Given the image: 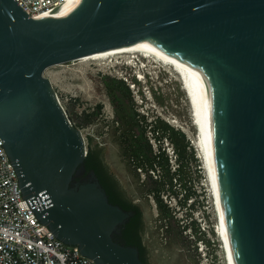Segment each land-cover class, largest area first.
I'll list each match as a JSON object with an SVG mask.
<instances>
[{"label": "water", "instance_id": "1", "mask_svg": "<svg viewBox=\"0 0 264 264\" xmlns=\"http://www.w3.org/2000/svg\"><path fill=\"white\" fill-rule=\"evenodd\" d=\"M61 7L34 18L0 0V136L24 196L44 198L41 221L99 264H144L137 246L115 239L133 212L110 201L94 170L73 183L89 146L45 71L153 42L191 73L235 264H264V0H80L59 15Z\"/></svg>", "mask_w": 264, "mask_h": 264}, {"label": "rangeland", "instance_id": "2", "mask_svg": "<svg viewBox=\"0 0 264 264\" xmlns=\"http://www.w3.org/2000/svg\"><path fill=\"white\" fill-rule=\"evenodd\" d=\"M132 53L84 61L73 59L48 67L45 74L51 79L72 122L82 130L88 146L103 147L113 172L142 206L146 225L144 240L151 250V261L169 264L179 259L182 264H226L223 243L217 232L218 220L211 187L195 142L196 127L192 123L190 103L181 80L166 65ZM137 60L146 66L143 68L150 70L149 84L136 80L132 75L134 68L131 65L141 68ZM120 79L124 81V87H129L131 102L128 107L116 108L109 96L121 99L123 87ZM117 115L122 117L119 118L120 123L116 122ZM122 119L127 125L139 126L142 132H122L120 128L125 125ZM166 124L185 131L193 144L195 160L186 159L188 156L183 158L181 178L198 194L185 203L183 198L180 201L168 196L172 188L167 186L164 200L175 207L169 218L161 214L156 200L148 192L149 177L143 179L144 175L135 169L130 154L132 149L127 146V142L134 138L149 137L156 148L154 137L148 135H152V127L163 128ZM164 146L174 169L177 166L176 152L167 139ZM196 159L202 164L201 170L197 168ZM160 173L168 177L166 168L161 167ZM198 176H201L200 182ZM177 178L181 181L180 176ZM187 219L191 221L190 226L184 227Z\"/></svg>", "mask_w": 264, "mask_h": 264}, {"label": "built area", "instance_id": "3", "mask_svg": "<svg viewBox=\"0 0 264 264\" xmlns=\"http://www.w3.org/2000/svg\"><path fill=\"white\" fill-rule=\"evenodd\" d=\"M67 1L16 0L34 18L52 13ZM43 199L24 196L19 172L0 136V264H99L41 221L37 211Z\"/></svg>", "mask_w": 264, "mask_h": 264}, {"label": "trees", "instance_id": "4", "mask_svg": "<svg viewBox=\"0 0 264 264\" xmlns=\"http://www.w3.org/2000/svg\"><path fill=\"white\" fill-rule=\"evenodd\" d=\"M120 82H122L123 91H128L127 93L129 94V87H124V81L122 79H120ZM152 128V135L148 136L154 137L157 145L156 148L152 146L153 143L150 142L149 137L146 139L134 138L132 141L127 142V146L132 149L130 154H132L131 159L135 163V169H141L142 172H139L144 174L143 179L147 180L149 177L148 192L152 194L156 200L161 214L165 218H169L172 213L175 212V207L164 200L163 194L168 192L167 186H171L172 188V191L169 192L170 194H167L168 196L180 201L183 198L185 203H187V201L192 198L194 194L198 195L195 190H192L190 187L186 186L181 178L183 158L188 156L186 159L191 158L195 160L196 153L192 148L193 144H191V140L185 131L167 124L163 128H160V126ZM165 139L172 143L173 150L176 152L177 166H174V169H172L173 166L170 162L169 153L166 152L167 147L164 146ZM103 157L104 151L102 150V147H100V145L90 144L88 154L84 161L86 170L89 171L93 169L96 172L112 203L118 204L126 210L135 211V215L130 219V221H128V223H126L125 227H123L122 234L116 235L117 238L115 236V239L127 245L137 246L140 250V257L144 264H148V259L145 255L147 246L143 243V234L145 233L146 227L143 208L139 203L134 202L132 197L125 198L123 195L117 194L112 190L113 182H117L122 190L124 189V192L125 186L121 183V181L119 182L116 177H114V180H110L103 175ZM196 165H198L197 168L201 170L200 165L202 164L199 162V160H197ZM161 167L166 168L168 173L167 178L165 175L160 173ZM157 171L158 173H156ZM177 176H180L181 181H179ZM174 180L176 181L175 183ZM198 181H201V176H198ZM177 182L179 185H177ZM191 219L193 220V217ZM187 221L188 223L183 221V223L185 222L184 227L190 226L189 224L191 221H189V219H187Z\"/></svg>", "mask_w": 264, "mask_h": 264}, {"label": "bare ground", "instance_id": "5", "mask_svg": "<svg viewBox=\"0 0 264 264\" xmlns=\"http://www.w3.org/2000/svg\"><path fill=\"white\" fill-rule=\"evenodd\" d=\"M79 1L80 0H68L64 5H62L61 12L59 13V15L67 14ZM124 52H133L132 54L138 53L145 56L146 58H151V60L155 63L164 64L167 67L171 68L176 73V76L178 75V78L181 80L182 87L185 90L187 94V98L190 103L191 112L194 111V113L191 114V118L193 125H195L196 127L195 142L197 143L198 146L197 148L199 150L200 157L202 158V162L204 165L203 167L206 172L207 180L209 186L211 187L213 205L218 220L217 232L221 237V242L223 243L222 245L224 248L226 264H235V260L232 254L229 237L227 233L226 220L222 209V197L220 193L219 181L210 154L206 134L200 116L197 111L196 101L193 92V84L191 80V73L188 69V66L186 65L182 57L174 54L173 52L153 42L150 43L138 42L120 49L102 51L99 53L87 55L76 59L84 61L88 59L106 58L113 56L114 54L124 53ZM134 61L136 62V55H134L133 62ZM195 119L196 122L193 121ZM198 129H200L201 131L199 132V134H198ZM217 210L218 212L220 210L219 214L217 213Z\"/></svg>", "mask_w": 264, "mask_h": 264}, {"label": "flooded vegetation", "instance_id": "6", "mask_svg": "<svg viewBox=\"0 0 264 264\" xmlns=\"http://www.w3.org/2000/svg\"><path fill=\"white\" fill-rule=\"evenodd\" d=\"M120 96H121V99H115L114 97H112L110 95L109 96L110 102H112L113 105L116 108L117 107L120 108V107H123V106L128 107L130 105V102H131L130 95L127 92H124L123 91V93H121ZM98 108H101V107H98ZM116 117H117L116 122L117 123H120L119 122V118H122V117H120L119 115H117ZM122 124H125V120L124 119H122ZM120 129H121L122 132H136V131L137 132H142V129L139 126H135L134 124H131V125L125 124ZM100 147H102V146H100ZM102 150L104 151L103 147H102ZM91 170H93V169H91ZM91 170L87 171L85 164H83L77 170V172H76V174L74 176V179H73V183L86 181L88 179V175H89V173H90ZM102 173L108 179L114 180V177H116L118 179V181L120 182V180L117 177V175L113 172V170L111 168V165L107 161V158L105 156V152H104V157H103V161H102ZM112 190L115 193H117V194L123 195L125 198L132 197L130 195L129 191L125 188V192H124L123 191L124 189L122 190V188L120 187L119 184H117V182H113ZM134 202H136V201L134 200ZM136 203H138V202H136ZM131 211L133 212V215L125 223L121 224V226L118 228V230L115 231V236L122 234L123 227H125L126 223H128V221H130V219L135 215V211H133V210H131ZM145 229H146V227H145ZM144 234H143V243L147 246L146 247V251H145V255L147 256L148 264H157V263H154L153 261H151V250L148 247V245L145 243ZM116 238H117V236H116ZM169 264H182V263H181V261L179 259L178 260L177 259H174V261L171 262V263H169Z\"/></svg>", "mask_w": 264, "mask_h": 264}, {"label": "clouds", "instance_id": "7", "mask_svg": "<svg viewBox=\"0 0 264 264\" xmlns=\"http://www.w3.org/2000/svg\"><path fill=\"white\" fill-rule=\"evenodd\" d=\"M134 69H133V73L132 75H135L136 77V80L138 81H141L142 83H148L149 80L148 79H151V75H150V70L148 68H137L133 65H131ZM138 73H141L143 76H137ZM149 84V83H148Z\"/></svg>", "mask_w": 264, "mask_h": 264}]
</instances>
